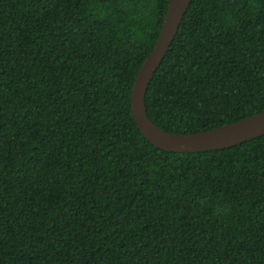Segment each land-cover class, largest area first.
Here are the masks:
<instances>
[{
	"label": "trees",
	"instance_id": "trees-1",
	"mask_svg": "<svg viewBox=\"0 0 264 264\" xmlns=\"http://www.w3.org/2000/svg\"><path fill=\"white\" fill-rule=\"evenodd\" d=\"M170 0H0V264H264V135L172 153L132 91ZM165 132L264 112V0H192L147 95Z\"/></svg>",
	"mask_w": 264,
	"mask_h": 264
},
{
	"label": "water",
	"instance_id": "water-1",
	"mask_svg": "<svg viewBox=\"0 0 264 264\" xmlns=\"http://www.w3.org/2000/svg\"><path fill=\"white\" fill-rule=\"evenodd\" d=\"M192 0H170L158 41L139 70L132 91L135 123L156 149L172 153H202L235 147L264 135V112L220 128L190 135H176L159 128L148 116L149 86L170 50Z\"/></svg>",
	"mask_w": 264,
	"mask_h": 264
}]
</instances>
